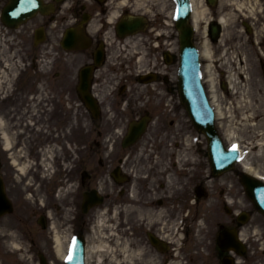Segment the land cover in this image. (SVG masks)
I'll return each instance as SVG.
<instances>
[{"label": "flooded vegetation", "instance_id": "obj_1", "mask_svg": "<svg viewBox=\"0 0 264 264\" xmlns=\"http://www.w3.org/2000/svg\"><path fill=\"white\" fill-rule=\"evenodd\" d=\"M16 1L0 0V175L14 204L11 213L0 216V264H59L57 233L70 228L86 233L91 221L80 209L81 193L116 167L128 174L121 194L135 192L142 204L161 194L152 203L160 211L150 228L158 244H152L143 223L132 221L134 258L125 264H223L230 252L222 251L217 237L226 229L245 244L242 264H264V215L251 202L226 209L225 201L211 199L208 188L202 187L201 197L196 191L188 197L179 194L182 185L166 183L170 176L172 183L182 181L176 158L198 154L185 146L194 128L177 79L174 2L33 0L39 7L12 18ZM126 15L138 21L131 27L137 33L126 29ZM71 27L80 33L79 49L64 41ZM87 96L97 103L98 118L88 109ZM133 121H145L147 128L125 147ZM6 136L10 147L4 145ZM13 157L72 160L74 167L44 180L33 170L10 168ZM192 181H186L187 188L194 187ZM60 187L72 191L64 206H74V219L54 205L50 191L42 193L50 205L38 204L39 189ZM49 208L57 224L51 230L46 218L44 230L39 217ZM142 217L143 210L137 218Z\"/></svg>", "mask_w": 264, "mask_h": 264}, {"label": "bare ground", "instance_id": "obj_2", "mask_svg": "<svg viewBox=\"0 0 264 264\" xmlns=\"http://www.w3.org/2000/svg\"><path fill=\"white\" fill-rule=\"evenodd\" d=\"M225 2L227 3L228 7L230 6H234L235 9H237L236 11L238 12V15H236L238 18L243 19V23L247 24L248 27L250 28V30H252V28L255 26V24L258 22L260 23H264V14H257L256 11L258 9V7H261L262 5L259 4L258 0H225ZM257 2V4H256ZM252 5H255V7L252 9ZM194 6H195V20L197 24H200L201 22H203L204 20L207 22L209 19H206V15H207V11L206 8L203 4V1H199V0H194ZM232 12V11H231ZM234 16L233 14H224L222 15V24L225 30H228L229 27V21L230 18ZM251 16H253V21H248L249 18H251ZM261 29L264 31V26L261 27ZM242 35H239V37H241ZM224 40V37H222V41ZM243 46H239L238 47V54L233 55V56H227L225 53L223 55V63L225 64V66H227V68H225V71L228 75H227V80H226V84L228 86V88L235 93L238 92L237 94V103H236V109H240V110H244L243 112H246L243 114V116L241 117V122H243V124H241L242 126H247V127H251L252 125H254L255 123L252 122V124L249 125L248 121L249 119H251V117L248 114L249 110H252L253 108L248 105L249 102H251L250 99L246 98V86L245 83H243V81L245 80L242 75V73H245L244 69H245V64L248 62L249 57L251 58V53L249 51H246L247 48V44L244 43H240ZM250 51H254L253 49H250ZM202 55L203 57H205L206 59L209 60V64H207L206 66V71L209 72V78L208 81L210 82L211 85V89H212V100L214 105L217 108V114L219 118H222L224 115V107H222V103H220V98L218 97V93H217V76H216V72L214 70V65H213V61H214V50L211 47V45L209 44L208 40H206L203 44L202 47ZM245 56V58H244ZM243 78V79H242ZM232 111V110H230ZM232 115V114H231ZM231 115H228V117H230ZM228 120H230V118H228ZM231 121H233V118H231ZM221 125L223 126L224 123L221 122ZM232 125V124H231ZM227 126V125H226ZM226 136L227 139L230 141L233 140H239L238 139V134L237 131L235 129H233L232 127L227 126L226 128ZM11 144V140L8 136L5 137V145L7 147H9ZM260 148L259 151H262L264 148V142L260 141ZM242 146V145H241ZM248 164H250V162H247ZM252 163V162H251ZM19 168L22 170L28 169V165L26 164H19ZM252 170L254 169V167L251 168ZM122 210L121 207H117V209L115 210L116 215H114L115 221L116 223H118V211ZM124 210H128V207H125ZM104 218H102L101 224H104ZM117 225V224H116ZM116 225H112V228L114 227V240L116 238H120V232L118 230H116ZM119 232V233H118ZM59 246L60 248H62V241L59 240ZM105 244L104 243H100V245L96 246L94 244L89 245L88 246V252L90 253V255H92L95 252H98L99 250H103L105 248ZM109 248V247H108ZM101 259V258H100Z\"/></svg>", "mask_w": 264, "mask_h": 264}, {"label": "rangeland", "instance_id": "obj_3", "mask_svg": "<svg viewBox=\"0 0 264 264\" xmlns=\"http://www.w3.org/2000/svg\"><path fill=\"white\" fill-rule=\"evenodd\" d=\"M261 13H264V9H263V12H261ZM250 19H253V16H251V18H249L248 20H250ZM261 27H263V25ZM261 27H256L255 31H256L257 35L255 37H249L252 41H254V39H255L256 43L250 41V44H249V42H248L249 40H247L246 37L242 36L240 42H238L235 39V42L231 43V45L229 47L225 48L226 50H228V54L235 55V53H233V52L235 50L238 52L237 47L243 46L240 43L246 44L245 42H247V45H253L254 46V48H252L251 46H248L246 48V50L251 53V55H250L251 58L249 57L248 62L245 64V69H244L245 70V81L243 82L246 84V92H247V96H248L247 99L251 100V102H249L248 105H250L253 108L252 110L248 111V114L251 117V119H249V121H248L249 125L252 123L253 120H255L254 118H252V116L259 117V116L264 115V111H263L264 110V77L262 76V72H260V68H259L260 66H258L259 62H260L259 57H262V56L264 57V44L262 45V47H260V45H258L259 41L261 39H264V31L261 29ZM230 35L236 36V38L238 39V36L240 35V31L236 30L235 28H232L230 31ZM250 49H253V50L256 49L258 54L255 51H250ZM217 51L218 52H217L216 58L219 59V56H221V53L223 52V50L221 48H218ZM244 58H245V56H244ZM225 68H226L225 65H222V69H225ZM219 70H221V68H219ZM217 75H219L218 72H217ZM218 89H220V88L218 87ZM218 94H219L220 102L222 103V106L224 107L223 108L224 109L223 110L224 111L223 116L225 119H223V121H224L225 125L235 129L237 131L239 139L242 137H246L245 136L246 132L250 131L251 133H253V131H254L253 127L245 126V128H244V126L241 125V124H243V122H241V117L244 114V112H243L244 110L243 109L240 110L238 108L236 109V103H235L236 98L232 97V96H234V97H237V96L233 95V93H231L230 96H227L226 94L224 96V93L222 90H219ZM230 110H232V111H230ZM228 115H231V116L228 117ZM228 118H230V120H228ZM231 118H233V121H231ZM263 120H264V118L260 119L259 123L264 124ZM259 123L255 127H256V129L258 128V130H257L258 132L264 134V126L261 127V125ZM27 163L30 164V168H34L35 164H36L34 161H27ZM12 165H14V164H12ZM67 165H68V162H67ZM50 167L52 170L53 169L52 164L50 165ZM51 170H45L46 176L50 175L49 172ZM101 183L102 184L105 183L104 178L101 180ZM107 188H108L109 192L112 191L111 183L107 186ZM237 191H238V188L236 187V193H237ZM125 199H126V197H125ZM110 201L111 200H109V203H107V205H106L107 207H111ZM97 214H98V212H97Z\"/></svg>", "mask_w": 264, "mask_h": 264}]
</instances>
